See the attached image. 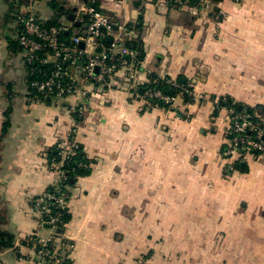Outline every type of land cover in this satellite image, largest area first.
Returning <instances> with one entry per match:
<instances>
[{"label": "crops", "instance_id": "obj_1", "mask_svg": "<svg viewBox=\"0 0 264 264\" xmlns=\"http://www.w3.org/2000/svg\"><path fill=\"white\" fill-rule=\"evenodd\" d=\"M80 1L54 0L60 12L50 0L32 5L44 22L68 27L69 38ZM93 1L132 27L144 68L87 86L79 113L78 96H32L14 22L29 1L0 0V232L11 238L0 264H34L29 237L51 236L32 202L59 178L47 151L69 140L91 161L70 188L58 234L70 244L60 253L71 264H134L143 256L146 264H264V154L237 162L245 171L221 154L225 98L264 106V0H220L213 16L151 0ZM146 70L186 81L191 99L178 97L182 114L142 97Z\"/></svg>", "mask_w": 264, "mask_h": 264}, {"label": "built area", "instance_id": "obj_2", "mask_svg": "<svg viewBox=\"0 0 264 264\" xmlns=\"http://www.w3.org/2000/svg\"><path fill=\"white\" fill-rule=\"evenodd\" d=\"M28 1L16 13L14 22L19 28L17 43L22 51L31 93L54 101L78 96L81 100L77 111L82 113L88 99L87 86L105 85L115 72L123 68H129L127 78L134 77L136 69L144 68L143 62L137 60V51L127 45V42L133 41L132 27L114 15L102 12L93 0L79 2L74 18L78 30L69 38L65 36L68 27L44 22L36 14L33 0ZM151 1L183 9L193 16L199 13L217 14L220 3V0ZM109 39L107 44L105 41ZM146 74V84L159 78L153 76L150 70H146ZM168 82L171 80L168 79ZM183 90L187 89L169 96L159 89L145 88L142 97L145 100L156 98L167 108L182 114L177 99ZM196 98L205 99L201 94ZM228 109L227 143L221 154L232 168L237 162H242L247 154H264V114H254V121L252 113L245 110L236 113L233 108ZM72 141H64L60 145L61 157L58 160L51 158L48 162L50 169L59 172L58 180L52 185L55 192L45 190L33 198L32 206L40 223L47 224L51 230V236L47 238L29 237L36 249L34 264H59L66 258L60 251L64 246L70 247L69 243L59 239L57 228L61 213L53 211L50 201L57 209L68 208L71 187L66 185L61 189L59 182L64 179L62 165L65 156L71 153Z\"/></svg>", "mask_w": 264, "mask_h": 264}, {"label": "trees", "instance_id": "obj_3", "mask_svg": "<svg viewBox=\"0 0 264 264\" xmlns=\"http://www.w3.org/2000/svg\"><path fill=\"white\" fill-rule=\"evenodd\" d=\"M27 1V0H25ZM50 5L53 8H56V10L58 12H60V7L59 5H57L56 2H54V0H50ZM68 14V13H67ZM69 15V14H68ZM59 19H53L49 22V24L52 25H58ZM108 44V40L105 41ZM127 45L138 51V57L142 58L144 56V52L140 46L139 41H132L131 43L128 42ZM145 85V84H144ZM186 85V81H182L181 78H177L175 79V82H168L167 78H157V80L155 82H151L149 84H146V86H139L138 87V91L140 92L141 90H144L145 88H155V89H159L163 94L169 95V96H174L176 95L178 92H182V89H185ZM183 96L185 101H188L189 99H191V96L189 95V92L187 90H183ZM138 92V93H139ZM33 96V93H31ZM148 101H150L152 104H157L159 106H164L163 103L156 99V98H152L149 99ZM224 105H228L229 107L233 108L234 112L238 113L242 110H245L246 112L252 113L253 115V120L255 121L256 118L254 116V114H264V106L261 105H257V106H249L243 103H239V102H233L230 98L226 97L224 102H222ZM61 157L60 155V148H58V146H53L52 148H50L47 151V162L50 161L51 158H55V160H58ZM90 159L86 156L84 150H83V146L78 143V142H74L73 145L71 146V153H68L65 158H64V164L62 165V170L64 173V179H62L59 183H60V187L61 189L64 186H74L77 179L79 177L85 176L87 174H89L90 172ZM235 168H238L241 171H245L246 168L243 166V163H237L234 164ZM48 192H55L54 187L53 186H49L46 189ZM50 203L53 206V211H59L61 213L60 218H59V224H58V228L57 231L61 232L64 224L68 221L69 219V212H68V208L67 210H60L57 209L55 207V204L50 201ZM7 234L0 232V247L2 246H9L11 244V238H6ZM63 242H67L68 241H64ZM141 262V264H146L144 261V256L143 258H140L139 261L135 262L134 264H137ZM59 264H71L70 259L66 256V258H64L61 263Z\"/></svg>", "mask_w": 264, "mask_h": 264}, {"label": "water", "instance_id": "obj_4", "mask_svg": "<svg viewBox=\"0 0 264 264\" xmlns=\"http://www.w3.org/2000/svg\"><path fill=\"white\" fill-rule=\"evenodd\" d=\"M108 41H110V39L108 40ZM80 46H82V44H80ZM143 90H141V92H142ZM45 226H47L48 227V225L47 224H45Z\"/></svg>", "mask_w": 264, "mask_h": 264}, {"label": "rangeland", "instance_id": "obj_5", "mask_svg": "<svg viewBox=\"0 0 264 264\" xmlns=\"http://www.w3.org/2000/svg\"><path fill=\"white\" fill-rule=\"evenodd\" d=\"M43 2H44V1H43ZM210 15L213 16V15H215V14H214V13H211ZM223 237H224V236H223ZM223 237H222V238H223Z\"/></svg>", "mask_w": 264, "mask_h": 264}]
</instances>
